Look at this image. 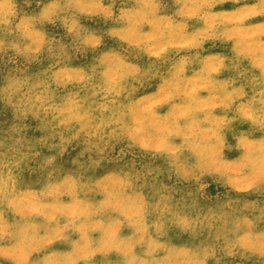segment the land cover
Wrapping results in <instances>:
<instances>
[{"label": "rangeland", "instance_id": "rangeland-1", "mask_svg": "<svg viewBox=\"0 0 264 264\" xmlns=\"http://www.w3.org/2000/svg\"><path fill=\"white\" fill-rule=\"evenodd\" d=\"M0 264H264V0H0Z\"/></svg>", "mask_w": 264, "mask_h": 264}]
</instances>
